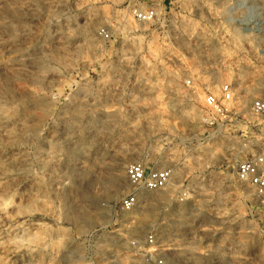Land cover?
Listing matches in <instances>:
<instances>
[{
	"label": "rangeland",
	"instance_id": "1",
	"mask_svg": "<svg viewBox=\"0 0 264 264\" xmlns=\"http://www.w3.org/2000/svg\"><path fill=\"white\" fill-rule=\"evenodd\" d=\"M130 1L0 0V264H142L152 229L167 264H264V202L236 172L264 151V0H150V24ZM224 83L223 117L204 101ZM139 161L174 186L122 212Z\"/></svg>",
	"mask_w": 264,
	"mask_h": 264
},
{
	"label": "built area",
	"instance_id": "2",
	"mask_svg": "<svg viewBox=\"0 0 264 264\" xmlns=\"http://www.w3.org/2000/svg\"><path fill=\"white\" fill-rule=\"evenodd\" d=\"M130 13L140 23L150 24L158 16L156 6L150 0H131ZM100 34L105 39H110L111 34L102 29ZM218 96L210 92L205 96L207 110L218 116H225L230 111L229 105L235 99V91L231 83H224L219 87ZM252 113L258 118L259 125L264 130V98H256L252 102ZM237 177L244 184H248L259 199L264 202V151L254 154L237 165ZM130 192L126 194L120 204L122 212H132L140 206L142 191L163 192L174 186L175 170L173 167H151L143 161L133 162L126 167ZM188 199V189L183 188L179 201ZM133 256L142 264H167V254L170 245L152 229L142 237L131 242Z\"/></svg>",
	"mask_w": 264,
	"mask_h": 264
},
{
	"label": "bare ground",
	"instance_id": "3",
	"mask_svg": "<svg viewBox=\"0 0 264 264\" xmlns=\"http://www.w3.org/2000/svg\"><path fill=\"white\" fill-rule=\"evenodd\" d=\"M236 36V35H235ZM237 37V36H236ZM238 39V38H237Z\"/></svg>",
	"mask_w": 264,
	"mask_h": 264
}]
</instances>
